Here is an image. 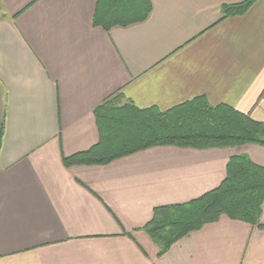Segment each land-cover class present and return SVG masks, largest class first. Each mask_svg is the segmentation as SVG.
<instances>
[{"label":"crops","instance_id":"0c3cea01","mask_svg":"<svg viewBox=\"0 0 264 264\" xmlns=\"http://www.w3.org/2000/svg\"><path fill=\"white\" fill-rule=\"evenodd\" d=\"M98 0H0V264H264L259 227L225 216L173 244L143 230L154 208L217 188L233 156L264 147H154L63 166L99 141L94 110L120 96L166 111L203 96L264 124V0H149L141 23L93 25Z\"/></svg>","mask_w":264,"mask_h":264},{"label":"trees","instance_id":"16d2710c","mask_svg":"<svg viewBox=\"0 0 264 264\" xmlns=\"http://www.w3.org/2000/svg\"><path fill=\"white\" fill-rule=\"evenodd\" d=\"M256 0L224 5L221 19L244 15ZM151 12L149 0H98L93 25L113 26L141 23ZM98 143L80 153L64 157L66 168L103 166L117 159L154 147L206 150L247 144L264 147V124L227 105H210L203 96L159 111L122 103L120 96L108 99L93 112ZM3 129L0 130V145ZM264 201V167L246 156H233L219 186L197 199L153 209L143 230L159 245V256L173 244L203 226L225 216L259 227Z\"/></svg>","mask_w":264,"mask_h":264}]
</instances>
